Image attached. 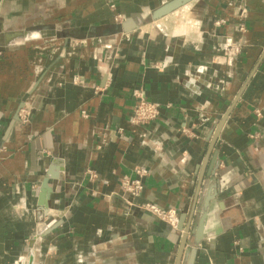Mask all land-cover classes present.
Listing matches in <instances>:
<instances>
[{"label":"crops","instance_id":"1","mask_svg":"<svg viewBox=\"0 0 264 264\" xmlns=\"http://www.w3.org/2000/svg\"><path fill=\"white\" fill-rule=\"evenodd\" d=\"M171 1L0 0V264H264V0Z\"/></svg>","mask_w":264,"mask_h":264},{"label":"built area","instance_id":"2","mask_svg":"<svg viewBox=\"0 0 264 264\" xmlns=\"http://www.w3.org/2000/svg\"><path fill=\"white\" fill-rule=\"evenodd\" d=\"M244 14L245 11L242 12V15ZM221 24V22L217 23V25ZM239 53L240 47L236 45L232 39H227L225 42L224 54L217 57L218 63L221 65H231ZM134 99L136 101V106L131 117V123L133 125L144 126L157 121L161 111L159 104L149 101L145 94L140 91L134 92ZM29 116L30 114L26 110H21L19 113V118L23 123H27L29 121ZM135 175L136 177L125 175L121 178L120 191L122 195L131 198L129 203L132 207L149 213L157 219L165 222L170 227L178 229L180 218L179 213L175 209L163 210L157 205L149 202L142 204L137 202L144 191L143 179L148 175V172L145 169H137L135 171ZM92 176L94 177L95 175L92 174Z\"/></svg>","mask_w":264,"mask_h":264},{"label":"water","instance_id":"3","mask_svg":"<svg viewBox=\"0 0 264 264\" xmlns=\"http://www.w3.org/2000/svg\"><path fill=\"white\" fill-rule=\"evenodd\" d=\"M192 0H173L170 3H167L166 5L162 6L160 9H158L154 14V19H159L161 17H164L166 15H169L170 13L174 12L175 10L181 8L185 4L191 2ZM188 233L184 236V248L187 243V237Z\"/></svg>","mask_w":264,"mask_h":264}]
</instances>
